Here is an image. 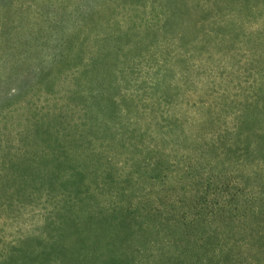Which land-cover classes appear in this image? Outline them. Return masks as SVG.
Returning a JSON list of instances; mask_svg holds the SVG:
<instances>
[{
	"label": "rangeland",
	"instance_id": "obj_1",
	"mask_svg": "<svg viewBox=\"0 0 264 264\" xmlns=\"http://www.w3.org/2000/svg\"><path fill=\"white\" fill-rule=\"evenodd\" d=\"M263 217L264 0H0V264H264Z\"/></svg>",
	"mask_w": 264,
	"mask_h": 264
},
{
	"label": "trees",
	"instance_id": "obj_2",
	"mask_svg": "<svg viewBox=\"0 0 264 264\" xmlns=\"http://www.w3.org/2000/svg\"><path fill=\"white\" fill-rule=\"evenodd\" d=\"M240 138V137H239ZM242 138V137H241ZM245 138H250V137H247V136H245ZM245 142V141H244ZM253 145V142H251V141H249L247 144H246V147H236V151H233V152H237L238 154L240 153V152H243V151H246L245 149H250V147ZM256 152H258L260 155H262L263 153V151L261 150V151H256ZM232 153V152H231ZM233 154V153H232ZM149 208V205H147L146 206V210H145V212H147V209ZM225 209H227V206H226V204H225V206L224 207H221V210H222V212H224V210ZM209 213H212V211H209ZM214 216V215H213ZM261 217V216H260ZM167 222H168V224H172V222H174L172 219H165V218H163L162 219V222L160 223V225L161 226H164V225H166L167 224ZM208 222V221H207ZM258 225V227H261V230H259V231H257V235H258V238L259 239H264V217H263V221L260 223V225L259 224H257ZM143 226L144 227H149V224L147 225V223H145V222H143Z\"/></svg>",
	"mask_w": 264,
	"mask_h": 264
}]
</instances>
